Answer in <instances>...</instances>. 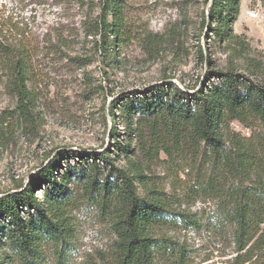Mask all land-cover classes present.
Returning <instances> with one entry per match:
<instances>
[{
    "label": "rangeland",
    "instance_id": "obj_1",
    "mask_svg": "<svg viewBox=\"0 0 264 264\" xmlns=\"http://www.w3.org/2000/svg\"><path fill=\"white\" fill-rule=\"evenodd\" d=\"M105 2L0 0L1 34L30 51L28 87L33 98V129H26L0 75V196L27 185L56 157L57 176L69 166L86 169L92 163L99 179H114L118 169L124 170L139 195H157L166 204L167 218L159 232L173 238L192 264H226L233 255L231 226L221 208L222 195L210 183L223 181L214 157L203 145L176 141L162 130V142L148 154L141 145L147 149L154 135L148 126L138 129L139 121L148 117L136 109V130L129 131L122 104L137 106L145 97L150 100L153 87L167 83L192 93L218 82L217 73L230 66L246 76L245 67L232 61L210 35L204 0H120L121 37L111 45L112 55L106 56L100 50V35L85 34V24L99 20ZM233 31L245 37L253 56L264 60V0H241ZM153 37L157 44L151 51ZM249 122L246 126L228 120L223 132L264 137V126ZM141 129L144 144H139ZM128 141L131 153L125 158L117 145ZM92 153L107 155L109 163ZM67 187L64 238L43 241L33 261L21 258L5 242L0 264H108L115 240L109 201L87 192L74 177ZM41 193L35 189L37 196ZM159 261L170 264L163 257Z\"/></svg>",
    "mask_w": 264,
    "mask_h": 264
},
{
    "label": "trees",
    "instance_id": "obj_2",
    "mask_svg": "<svg viewBox=\"0 0 264 264\" xmlns=\"http://www.w3.org/2000/svg\"><path fill=\"white\" fill-rule=\"evenodd\" d=\"M240 2L204 0L210 35L221 43L232 61L238 60L244 65L246 76L230 66L217 73L218 82L192 93L171 83L156 85L150 100L145 97L137 106L125 102L122 109L129 131L136 130L132 127L136 109L148 117L144 118V123L139 121L138 128L148 126L154 135L147 149L141 145L148 154L153 155L162 142L158 130L176 141L186 139L192 145H203L204 150L212 154L223 181L213 179L210 183L222 195L221 208L231 226L233 255L226 264H264V137L258 138L254 133L248 138L235 133L225 135L222 128L226 121L234 119L246 126L251 123L249 121H258L264 126V60L253 56L245 37L233 31ZM121 32L120 0H107L99 20H89L85 24L87 36L100 35V50L106 56L112 55L111 45L120 39ZM156 44L157 39H149L151 51ZM198 51L202 57L200 48ZM30 74L28 48L8 42L0 31V75L4 78L7 94L15 99L19 120L26 129H33ZM110 117H115L112 109ZM138 136L139 144H144L143 129L138 130ZM117 148L128 158L131 142L118 144ZM90 155L99 156L102 163H109L107 155ZM77 156L83 158L82 153ZM128 161L134 164L131 159ZM59 164L60 158H54L27 185L0 196V249L7 242L21 258L33 261L43 241L62 240L67 223V185L74 177L87 192H95L96 197L110 203L115 240L108 264H162L159 257L170 264H192L173 238L159 232L168 213L159 196L139 195L132 176L124 170L118 169L119 174L114 179L108 180L109 175L99 179L96 176L98 168L94 169L92 163L86 169L69 166L57 176ZM137 176L142 174L138 172ZM36 188L42 190L40 196L35 194Z\"/></svg>",
    "mask_w": 264,
    "mask_h": 264
}]
</instances>
